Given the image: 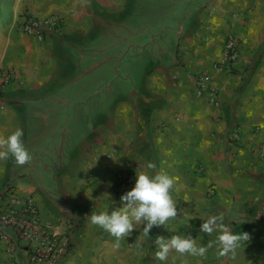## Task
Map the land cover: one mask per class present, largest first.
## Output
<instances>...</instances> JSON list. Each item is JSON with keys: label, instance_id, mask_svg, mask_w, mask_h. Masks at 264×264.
<instances>
[{"label": "crops", "instance_id": "crops-1", "mask_svg": "<svg viewBox=\"0 0 264 264\" xmlns=\"http://www.w3.org/2000/svg\"><path fill=\"white\" fill-rule=\"evenodd\" d=\"M33 2L28 13L64 25L44 42L16 26L0 35V82L4 71L16 76L0 89V135L23 128L32 156L0 161V196L11 184L46 223L75 224L60 264H162L157 236L206 245L218 233H202L201 218L215 214L250 235L235 257L214 246L203 258L172 251L165 264H264V0ZM230 35L240 51L232 72L215 68ZM200 73L220 89L217 104L196 92ZM234 127L239 144L228 138ZM148 163L175 178L177 218L149 236L140 225L114 249L89 217L121 207L131 188L117 192L116 176L152 174ZM11 263L0 242V264Z\"/></svg>", "mask_w": 264, "mask_h": 264}, {"label": "clouds", "instance_id": "clouds-1", "mask_svg": "<svg viewBox=\"0 0 264 264\" xmlns=\"http://www.w3.org/2000/svg\"><path fill=\"white\" fill-rule=\"evenodd\" d=\"M24 130L18 127L6 137L0 135V161L12 157L17 166H24L31 162L32 156L25 147L22 137ZM146 171H136L135 184L131 190L120 197L121 207L109 214L101 212L91 214V224L96 225L115 238L114 249H119L121 242L129 237L140 225H144L142 233L149 236L153 227L165 226L170 220L177 218V204L172 196L176 180L162 169L157 170L155 163H148ZM182 211V210H181ZM204 222L200 231L208 236L218 233L214 240H209L206 245H198L197 240L191 236L172 235L171 238L157 236L154 259L165 264L169 253L175 251L181 256L191 255L205 257L208 250L214 246L219 257L236 255L238 249L250 240L247 232L234 234L225 224L223 214L209 215L201 218Z\"/></svg>", "mask_w": 264, "mask_h": 264}, {"label": "built area", "instance_id": "built-area-1", "mask_svg": "<svg viewBox=\"0 0 264 264\" xmlns=\"http://www.w3.org/2000/svg\"><path fill=\"white\" fill-rule=\"evenodd\" d=\"M64 25V18L58 14L37 16L27 13L19 23V29L40 42L48 37L58 35ZM240 56L239 41L230 35L227 37L221 59L215 64L217 69L232 72ZM16 79L11 71H4L0 89ZM196 92L204 96L212 104H217L220 89L214 85L208 73H200L194 78ZM229 141L239 144L241 132L234 127L228 135ZM136 174L132 168L120 172L112 187L120 192L124 188H132ZM210 193L215 194L214 188ZM0 242L4 243L11 264H60L68 255L73 244L76 226L73 222L65 223V230L46 223L41 216L38 204L30 196L19 201L11 184L5 186L0 196Z\"/></svg>", "mask_w": 264, "mask_h": 264}, {"label": "rangeland", "instance_id": "rangeland-1", "mask_svg": "<svg viewBox=\"0 0 264 264\" xmlns=\"http://www.w3.org/2000/svg\"><path fill=\"white\" fill-rule=\"evenodd\" d=\"M34 0H3L0 3L1 17H0V35L3 29L8 26L19 27V21L23 16L32 12ZM7 4H9L7 6ZM16 9V10H15Z\"/></svg>", "mask_w": 264, "mask_h": 264}, {"label": "trees", "instance_id": "trees-1", "mask_svg": "<svg viewBox=\"0 0 264 264\" xmlns=\"http://www.w3.org/2000/svg\"><path fill=\"white\" fill-rule=\"evenodd\" d=\"M2 2H3V0H0V3H2ZM8 5H9V4H7V6H8ZM1 15H2V14H1V10H0V17H1Z\"/></svg>", "mask_w": 264, "mask_h": 264}]
</instances>
